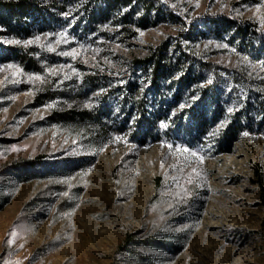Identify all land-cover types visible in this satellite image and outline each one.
Here are the masks:
<instances>
[{"label": "rangeland", "instance_id": "1", "mask_svg": "<svg viewBox=\"0 0 264 264\" xmlns=\"http://www.w3.org/2000/svg\"><path fill=\"white\" fill-rule=\"evenodd\" d=\"M25 1L0 24V264H264V0ZM164 44L185 68L152 85Z\"/></svg>", "mask_w": 264, "mask_h": 264}, {"label": "trees", "instance_id": "2", "mask_svg": "<svg viewBox=\"0 0 264 264\" xmlns=\"http://www.w3.org/2000/svg\"><path fill=\"white\" fill-rule=\"evenodd\" d=\"M139 0H127L128 4L132 5L134 2ZM146 2V1H145ZM152 3H149L151 6ZM35 6L29 1L20 0V1H1L0 2V24L2 25H11L14 23H22L23 21L28 22L30 17L35 16L36 14ZM34 20V19H33ZM245 33L248 32V28L244 30ZM137 64L144 65L151 69V84L157 85L161 78L164 79H173L176 74L180 71H183L185 66L181 65V59L174 60L169 58L168 46L166 44L157 48L152 54L142 60H138ZM199 84L198 81H191L190 87H197ZM136 92V91H134ZM139 108H142L139 107ZM194 123L196 126L204 129L207 124V114L203 111L198 116L193 115ZM146 122V115L141 113V122ZM148 125H150L148 123ZM150 131V134L153 136L155 128L150 125L147 128ZM42 157H38L37 160L32 161L31 164L37 163ZM132 235H128L124 245H122L119 250L125 249V247L131 242Z\"/></svg>", "mask_w": 264, "mask_h": 264}, {"label": "snow or ice", "instance_id": "3", "mask_svg": "<svg viewBox=\"0 0 264 264\" xmlns=\"http://www.w3.org/2000/svg\"><path fill=\"white\" fill-rule=\"evenodd\" d=\"M16 43H18V41H16ZM30 43V42H29ZM244 135H247V133H245ZM193 155H195V153H193Z\"/></svg>", "mask_w": 264, "mask_h": 264}]
</instances>
